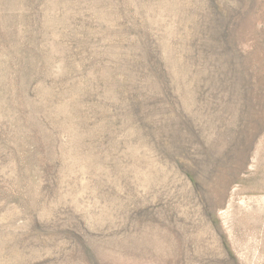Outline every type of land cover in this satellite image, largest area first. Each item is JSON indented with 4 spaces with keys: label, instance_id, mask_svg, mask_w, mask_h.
Masks as SVG:
<instances>
[{
    "label": "rangeland",
    "instance_id": "obj_1",
    "mask_svg": "<svg viewBox=\"0 0 264 264\" xmlns=\"http://www.w3.org/2000/svg\"><path fill=\"white\" fill-rule=\"evenodd\" d=\"M0 264H264V0H0Z\"/></svg>",
    "mask_w": 264,
    "mask_h": 264
}]
</instances>
